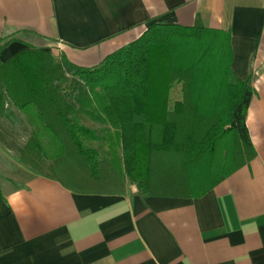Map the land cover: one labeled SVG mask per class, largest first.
<instances>
[{"label": "crops", "instance_id": "crops-1", "mask_svg": "<svg viewBox=\"0 0 264 264\" xmlns=\"http://www.w3.org/2000/svg\"><path fill=\"white\" fill-rule=\"evenodd\" d=\"M197 23L231 36L232 71L254 91L256 158L198 198L143 196L130 182L76 193L33 170L0 180V264H264V0H0V43L18 39L0 62L30 46L94 68L152 25ZM10 163L21 168L0 148V168Z\"/></svg>", "mask_w": 264, "mask_h": 264}, {"label": "trees", "instance_id": "trees-1", "mask_svg": "<svg viewBox=\"0 0 264 264\" xmlns=\"http://www.w3.org/2000/svg\"><path fill=\"white\" fill-rule=\"evenodd\" d=\"M230 41L199 23L156 24L94 68L29 46L0 62V122L30 128L21 162L73 192L123 194L130 182L143 196L202 197L256 158L254 91L232 71Z\"/></svg>", "mask_w": 264, "mask_h": 264}, {"label": "rangeland", "instance_id": "rangeland-1", "mask_svg": "<svg viewBox=\"0 0 264 264\" xmlns=\"http://www.w3.org/2000/svg\"><path fill=\"white\" fill-rule=\"evenodd\" d=\"M16 49H18L17 45L6 51V53L3 55V58L6 59V57L12 55V53H14V50ZM83 123L84 125L94 130L100 131V127L98 125L92 123L87 119H83ZM10 130L11 126L8 123H4L2 121L0 122V148L5 153H7L8 157L11 160L15 161V164H19L21 168L16 169V165H14L15 168H13V163L6 164V171L0 168V180L2 181L11 178L12 180H14V184H21L24 183V180H22V178L24 177V179H27L29 177L30 172L32 171L29 166L19 162V159L21 158V149L27 142L29 136H26L25 133L11 134L9 133ZM21 131L22 130H20V132ZM100 149L102 150V148Z\"/></svg>", "mask_w": 264, "mask_h": 264}]
</instances>
